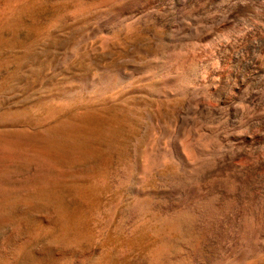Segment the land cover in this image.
Here are the masks:
<instances>
[{
    "label": "bare ground",
    "instance_id": "obj_1",
    "mask_svg": "<svg viewBox=\"0 0 264 264\" xmlns=\"http://www.w3.org/2000/svg\"><path fill=\"white\" fill-rule=\"evenodd\" d=\"M72 1L86 26L66 61L90 39L152 41L135 63L98 65L54 95L122 113H76L109 150L129 138L104 179L123 195L96 211L100 228L126 234L115 264H264V0Z\"/></svg>",
    "mask_w": 264,
    "mask_h": 264
},
{
    "label": "rangeland",
    "instance_id": "obj_2",
    "mask_svg": "<svg viewBox=\"0 0 264 264\" xmlns=\"http://www.w3.org/2000/svg\"><path fill=\"white\" fill-rule=\"evenodd\" d=\"M18 1L0 0V264L118 263L109 249L125 244L126 234L100 228L96 211L123 195L104 179L125 160L129 138L119 151L109 150L76 113L79 108L89 115L122 113L105 110L102 102L57 107L54 95L98 65L135 63L136 50L149 49L152 41L137 33L105 50L90 39L80 44L82 58L66 61L86 26L72 17L76 4ZM135 132L133 121L130 137Z\"/></svg>",
    "mask_w": 264,
    "mask_h": 264
}]
</instances>
